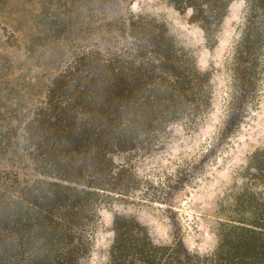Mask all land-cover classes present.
Listing matches in <instances>:
<instances>
[{"label":"trees","instance_id":"obj_1","mask_svg":"<svg viewBox=\"0 0 264 264\" xmlns=\"http://www.w3.org/2000/svg\"><path fill=\"white\" fill-rule=\"evenodd\" d=\"M128 1L21 0L26 16L35 8V23L51 24L52 41L39 47L34 77L22 73L11 92L0 83V264H79L98 206H168L179 189L178 174L160 185L135 163L165 148L170 127L191 131L207 117L210 73L196 69L163 22L126 16ZM164 1L211 50L235 0ZM245 1L219 140L238 127L264 78V0ZM71 7L79 11L74 19ZM241 176L210 253L174 235L160 244L116 212L103 264H264V148L251 153Z\"/></svg>","mask_w":264,"mask_h":264},{"label":"rangeland","instance_id":"obj_2","mask_svg":"<svg viewBox=\"0 0 264 264\" xmlns=\"http://www.w3.org/2000/svg\"><path fill=\"white\" fill-rule=\"evenodd\" d=\"M21 3L0 0V83L9 92V88L21 84L22 73L25 78L34 77L35 63L43 58L39 57L43 55L39 47L52 41L51 24L46 20L35 23V8L26 16ZM246 8L245 0L230 3L216 44L209 50L199 29L164 0H129L124 4L123 12L128 17L144 15L163 22L175 43L192 55L196 69L210 73L211 110L194 130L186 131L180 124L170 127L165 148L158 155L135 163L137 173L160 185L178 174L181 182L170 204L98 206L88 235L89 252L79 264L106 261L113 236L112 216L116 212L145 225L160 244H170L174 235L191 251L207 254L213 250L217 223L224 221L225 212L243 183L241 172L251 153L264 148V78L258 82L238 127L219 140L230 97L232 74L228 63L232 47L241 35ZM68 11L71 19L79 14L75 7Z\"/></svg>","mask_w":264,"mask_h":264}]
</instances>
